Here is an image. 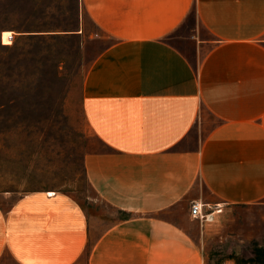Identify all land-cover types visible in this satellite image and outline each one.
<instances>
[{"label": "crops", "instance_id": "0c3cea01", "mask_svg": "<svg viewBox=\"0 0 264 264\" xmlns=\"http://www.w3.org/2000/svg\"><path fill=\"white\" fill-rule=\"evenodd\" d=\"M79 2L112 39L82 84L112 216L55 191L0 203V264H208L192 202L264 203V0Z\"/></svg>", "mask_w": 264, "mask_h": 264}, {"label": "rangeland", "instance_id": "374dc122", "mask_svg": "<svg viewBox=\"0 0 264 264\" xmlns=\"http://www.w3.org/2000/svg\"><path fill=\"white\" fill-rule=\"evenodd\" d=\"M188 25L194 26L193 15ZM172 40L187 46L180 38ZM111 41L79 0H0L4 206L32 191L63 192L112 216L95 202L85 174V156L103 146L90 130L82 105L86 72ZM218 204L223 210L210 223L211 244L204 247L208 264H264V203H217L209 210Z\"/></svg>", "mask_w": 264, "mask_h": 264}, {"label": "built area", "instance_id": "2783aa9c", "mask_svg": "<svg viewBox=\"0 0 264 264\" xmlns=\"http://www.w3.org/2000/svg\"><path fill=\"white\" fill-rule=\"evenodd\" d=\"M219 205L220 204H218V207L214 210L210 211L209 208L214 205L201 201H194L190 207L191 215L198 218L203 224L213 222L215 220V214L223 210Z\"/></svg>", "mask_w": 264, "mask_h": 264}, {"label": "snow or ice", "instance_id": "6c2138e0", "mask_svg": "<svg viewBox=\"0 0 264 264\" xmlns=\"http://www.w3.org/2000/svg\"><path fill=\"white\" fill-rule=\"evenodd\" d=\"M5 35L7 36V35H10V34H5Z\"/></svg>", "mask_w": 264, "mask_h": 264}]
</instances>
